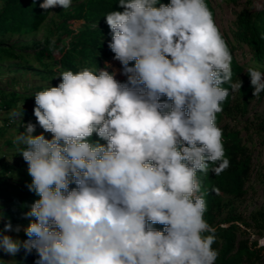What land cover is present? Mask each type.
I'll return each instance as SVG.
<instances>
[{
    "label": "clouds",
    "instance_id": "9594fccd",
    "mask_svg": "<svg viewBox=\"0 0 264 264\" xmlns=\"http://www.w3.org/2000/svg\"><path fill=\"white\" fill-rule=\"evenodd\" d=\"M118 5L123 11L105 19L126 82L105 62L98 71H64L58 86L34 95L43 132L33 135L29 122L14 142L38 199L24 213L27 239L0 234V250H35V264H215L216 228L204 219L197 173L230 165L216 118L229 96L221 85L235 93L242 81L232 82V55L206 0ZM247 73L258 99L264 73ZM10 115L22 119L23 108ZM13 231L21 227L5 222L2 232Z\"/></svg>",
    "mask_w": 264,
    "mask_h": 264
},
{
    "label": "trees",
    "instance_id": "16d2710c",
    "mask_svg": "<svg viewBox=\"0 0 264 264\" xmlns=\"http://www.w3.org/2000/svg\"><path fill=\"white\" fill-rule=\"evenodd\" d=\"M159 2L167 5L170 0ZM41 3L43 0H0V64L16 61L33 68L36 63L43 69L38 70L40 76L49 81L48 85L38 86L34 91L0 88V110L9 113L17 111L22 115L23 108L24 115L18 120L22 125L19 128L24 131L23 125L31 122L36 125L34 133L41 128L33 113L36 107L34 95L49 86H58L62 82V77L58 75L64 71L75 73L85 68L98 71L105 67V62L113 61L114 53L108 47L112 34L105 16L111 11H123L118 0H72V5L67 9L56 6L47 11L40 7ZM206 3L232 55V82L239 79L242 87L233 93L228 83L221 85L229 89V96L221 104L222 111L217 113L216 124L223 131L224 158L229 160L230 165L219 175L211 172L215 165H210L207 174L198 172L197 178L201 184L198 195L206 201L204 219L216 228V239L212 245L218 251L215 264H264V245L260 243L264 240V207L253 209L248 217H244L237 212L235 205L250 191H256L255 186L264 187V163L260 162L261 159L254 161L252 148L257 143L264 146V116L254 125H247L244 135L239 129L224 123L226 119L236 120L249 112L250 101L255 97L247 70L253 68L264 73V2L260 8L254 7L253 0H206ZM240 4L244 7L235 13L228 28H223L218 22L219 10L224 5ZM54 11L57 19L49 29L50 34L43 42L35 43L32 53L15 44H8V40L14 36L38 33ZM73 22L81 23L80 27L74 28ZM116 63L118 72L111 67L108 70L116 73L118 81L126 82V76L121 74L120 62ZM131 63L134 62H130V66ZM263 96L264 92H261L259 99ZM165 99L161 97L162 101ZM8 132L6 125L0 126V139L7 147H14L13 140L7 137ZM92 139L95 141L99 138L93 134ZM31 180L24 159L16 167L9 162L1 164L0 212L3 217L0 218V234H14L16 237L10 235L13 239H27L23 228L30 221L24 217V213L38 199L27 187ZM9 220L13 227H21L19 233L2 232L4 223ZM152 227L162 231L164 226L157 224ZM253 235L257 237H251ZM13 258L10 262L0 254V264H35L38 256L35 250L32 254H26L21 248Z\"/></svg>",
    "mask_w": 264,
    "mask_h": 264
},
{
    "label": "rangeland",
    "instance_id": "374dc122",
    "mask_svg": "<svg viewBox=\"0 0 264 264\" xmlns=\"http://www.w3.org/2000/svg\"><path fill=\"white\" fill-rule=\"evenodd\" d=\"M264 0H253V4L255 8L262 7ZM244 7L243 4L240 5H224L222 9L219 10L218 13V22L223 28H228V25L234 20L235 13L240 11ZM57 19V14L54 11L51 14L49 20L42 26V29L30 36H14L8 40V44H15L18 48L25 50L26 52H33L35 48V43L43 42L45 37L49 35V29L54 26V21ZM73 27L78 28L80 27L81 23L73 22ZM238 55H241L239 53ZM239 57V56H238ZM241 61V58H239ZM33 63H35L33 61ZM111 65V68L114 70H118V64L116 61L108 62ZM36 65V63H35ZM33 68H28L26 65L20 64L16 61H7L3 64H0V88L5 90H18V91H34L36 87L41 85H48L49 81H46L43 77L40 76L38 70H43L40 66L36 65ZM119 71V70H118ZM117 71V72H118ZM11 113L5 112L4 110H0V126L6 125L8 127L9 132L7 133V137L11 138L14 142L15 137L19 134V132H24L19 127L22 125L18 123L20 118H15L10 115ZM264 116V96L262 98H254L250 101L249 104V112L239 117L236 120L226 119L224 123H227L229 127L237 128L241 131L242 135H244L245 127L247 125H254L257 121ZM8 121H12L10 124H7ZM16 124H13L16 122ZM43 132L42 128H39L36 133L33 135H38ZM46 138L51 139L52 134L44 132ZM21 146L17 145L14 142V147H7L4 144L3 139H0V170L1 164L5 162H9L10 164L14 165L15 167L23 159L22 155L19 154V149ZM253 148V156L254 161L264 163L263 156H264V146L257 143L256 145L252 146ZM12 175V174H11ZM17 178V177H12ZM13 180V179H12ZM257 188L256 191H250L247 196H245L241 201L237 202L236 210L237 212L241 213L244 217H248L249 213L259 207H264V187L255 186ZM11 235V234H10ZM12 237H16L14 234L11 235ZM251 236L256 238L257 236ZM0 254L4 257H7L9 261H13L12 255H9L2 250H0Z\"/></svg>",
    "mask_w": 264,
    "mask_h": 264
}]
</instances>
